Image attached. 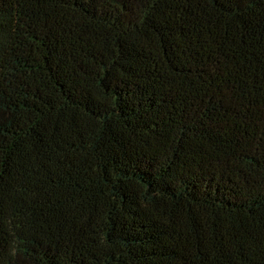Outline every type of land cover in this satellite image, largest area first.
<instances>
[{
    "label": "trees",
    "instance_id": "16d2710c",
    "mask_svg": "<svg viewBox=\"0 0 264 264\" xmlns=\"http://www.w3.org/2000/svg\"><path fill=\"white\" fill-rule=\"evenodd\" d=\"M0 264H264V0H0Z\"/></svg>",
    "mask_w": 264,
    "mask_h": 264
}]
</instances>
